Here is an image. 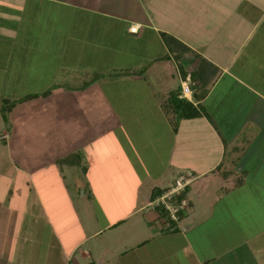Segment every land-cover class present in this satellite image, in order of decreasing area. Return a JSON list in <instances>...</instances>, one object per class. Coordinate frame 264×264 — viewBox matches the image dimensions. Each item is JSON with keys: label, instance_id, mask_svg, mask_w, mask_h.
<instances>
[{"label": "rangeland", "instance_id": "374dc122", "mask_svg": "<svg viewBox=\"0 0 264 264\" xmlns=\"http://www.w3.org/2000/svg\"><path fill=\"white\" fill-rule=\"evenodd\" d=\"M8 1L0 0L5 5L0 9L9 13V18L1 17L12 19L5 27L15 30L10 38L7 37L10 32H4L0 25V232L11 233L16 223V230L30 234L28 242L34 248L44 231L50 230L48 224L45 229L44 215L51 216L55 229L70 231L72 235H76L74 227L79 222V234L83 232L87 237L93 233L96 219L103 225L112 216L126 212L131 205L135 209L150 195L153 185V175L144 176L146 168L149 169L150 162L146 157L152 153L148 145L152 137L156 146L159 141V146L163 145L164 135L170 144L172 141L171 160L175 167H170L166 178L175 177L178 170L191 172L196 169L194 171L198 173L202 164L209 167L217 160L214 157V137L206 127L197 126V130L191 132L188 123L180 121L176 132L172 127H164L155 100L143 94L153 92L154 98L160 102L170 86L180 80L173 62L168 63L166 72L174 76H168L165 72L167 62L152 59L164 53L159 34L151 28L152 22L145 20L146 26L133 33L128 30L129 21L124 16L133 15L143 21L142 10L148 8L153 15L159 3L164 10L177 13L174 1L169 5L166 0H26L17 11L6 6L10 3ZM212 1V15L205 17L204 14L199 18L201 22L196 21L197 30H189L184 24L178 26L182 31L184 29L185 35L191 36L194 44L204 40L219 44L238 39L223 17L217 16L219 2L227 1L235 10L234 1ZM254 2L264 13V0ZM183 7H186L184 3ZM100 11L112 15L106 16ZM190 11L196 16V7ZM231 16L234 15L229 13L230 19ZM167 18L168 21L172 19L171 16ZM260 25L261 31L257 30L252 39L261 32L264 35V16ZM132 71L137 76H147L148 80L142 83L130 79L127 76ZM45 91L49 93L45 97L19 101L26 94ZM5 98L9 100L7 103L3 102ZM115 100L123 111L115 107ZM124 110L130 114L126 116ZM172 136L175 138L171 139ZM258 149L257 146L249 149V155L253 157V150ZM73 151L81 153L79 166L59 168L54 162L56 158ZM240 161L247 167L253 158ZM258 161L264 163V158ZM174 169L178 170L175 172ZM258 171L257 174H248L249 189L245 184L237 187H231L229 182L221 184L218 175L216 178L213 174L200 176L192 184L188 197L196 207L203 209L209 203L202 201L205 198L220 197L213 203L210 214H205L207 217L200 223L195 222L194 231L190 229L191 233L200 234L203 243H211L207 246V249L211 247V253L222 247L228 230L235 232V229L244 227L245 231H240L239 236L234 234L233 239L239 243L247 240L248 245L252 241V235H244L256 228V222L252 223L254 218L261 221L264 216L260 205L264 197H258L264 189L263 164ZM209 175L212 179L208 178ZM200 181H207L209 190L200 189L197 194L195 186L200 185ZM25 186L28 192L23 193L28 196L22 199V207L16 203L12 205L13 195L9 190L15 194L16 188ZM238 194L257 203L245 208V212L239 210L235 206V202L241 200ZM115 200L121 203L120 206H112ZM230 208L240 218L229 219ZM148 210L132 214L124 225L112 231L106 229L102 234L83 241L80 249H89L93 254L88 261L100 264L99 252L106 250L105 258H101L102 264H147L148 261L157 262L159 258L168 260V254L175 258L180 250L175 252L167 247L158 255L154 253V246H158L162 239L157 233L152 234L154 238L148 243L150 247L136 248L141 241L140 235L145 234L142 230L148 231L147 217L143 215ZM187 211L191 214L190 206ZM20 214L23 219L19 218ZM23 236L17 239L19 244L24 242ZM2 240L0 234L1 244ZM19 249L23 250V247L17 246L16 258L20 260L28 256V252L25 255ZM230 249H236V246ZM248 249L246 246L244 250ZM126 250L128 252L123 253ZM55 252L52 264H66L64 254ZM34 253L30 252L32 256ZM235 257L227 254L222 264L234 263ZM183 259L184 264L194 262L192 258ZM19 260L8 263L6 251H0V264H18ZM242 263L264 264V256L253 258L250 251H245ZM70 264L88 263L80 260L76 252Z\"/></svg>", "mask_w": 264, "mask_h": 264}, {"label": "crops", "instance_id": "0c3cea01", "mask_svg": "<svg viewBox=\"0 0 264 264\" xmlns=\"http://www.w3.org/2000/svg\"><path fill=\"white\" fill-rule=\"evenodd\" d=\"M25 1L26 0H10L8 1L10 3L6 6H10V9L17 11L19 6L21 8L24 5ZM173 1L176 3L175 7L178 9L176 11L177 13L167 9L164 10L162 6L159 7V5H161L159 3L157 5V11L154 9L155 12L153 15H151L148 8H144L142 10V14L145 16L142 17L141 20L145 21L149 19L152 22L151 28L156 30L159 34L158 38L164 45V53L152 58L153 61H166L167 67L166 70L164 69L165 72L168 71V63L173 62L176 66L180 82L176 85L174 84L173 86H170L171 88L165 92L166 94L160 102L154 98L155 95L153 92L151 94H143L145 97L151 96L152 101L155 100V105L161 113V119L164 121V124H162L164 127H166V125L170 128L172 127L173 131L176 132L178 122L180 121V123H188L191 128V132L197 130V126L206 127V131L212 133V137H214V147L216 151V155L214 157H216L215 159L217 160L213 164L209 165V167H205V165L202 164L200 167L202 169L197 171L198 173L194 171L196 170L194 168V170H191V172L194 175L197 174L198 177L189 183L188 192L191 189L192 184L197 182L200 176L208 174H213L216 178L219 177V182L221 184H227L229 182L231 187H237L245 184L249 189L250 186L247 184L250 182L246 181L248 178L247 176H249L248 174H257L260 172L258 171L260 166L262 164L264 165L263 162L258 161L264 158V150L262 151L264 148V121L262 120L264 118V35L261 32L256 38L252 39V36L257 32V30L261 31L260 29L262 26L260 23L262 22L264 13L259 11L257 3L254 2V0H233V6L237 7L235 10L228 6L227 1L221 3L219 2L217 7L219 8L217 16L223 17L222 19H224L227 25L230 26L232 30L231 33L235 32V37L238 39L228 42L224 41L219 44L215 42L212 43V41L208 43L204 40L202 42L199 41L200 43L198 42L194 44L190 39L191 36L185 35L183 32L184 29L182 31V29L178 26L184 24L189 27V30H197L196 28L198 24L196 21L201 22L199 18L204 17V14L205 17L211 16L214 9V3L212 0H166L165 3L171 5ZM183 3L186 7H183ZM4 6L5 5L0 3V7ZM195 7L197 12L196 16H193L192 11L190 10H194ZM91 9H93L92 11L95 10V8H89V10ZM160 12L164 14V16H160ZM97 13H99L98 10ZM100 13L106 16L112 15L105 11H100ZM229 13L234 15L233 18L231 16L232 19H230ZM1 16L7 17L9 16V13L4 9H0V25L2 26L0 27L4 30V32H10L7 37L13 38L12 34L15 30L13 31L9 25V28L5 27L6 24H9V20L12 19H7L9 17L5 19ZM167 16H171L172 19L168 21ZM162 17L165 18L164 21H162ZM124 18L129 21L128 30L130 32H132L130 30V27L132 26L136 27V30L133 31V33H138L143 26H146V21L144 23L143 21L134 18L133 15H127L124 16ZM11 32L13 33L11 34ZM160 32L170 34L176 38V40L181 42L182 45L176 44V48L180 49L182 52L179 59H176L175 57L177 52L169 51L160 35ZM184 46L188 47V49H184ZM194 71H197L196 80H193L190 77V73ZM166 74L168 76H174L173 73L166 72ZM128 75L130 76L127 77L136 81L141 80V82H146L148 80L147 76H137V74H134L133 71ZM184 81L187 82L189 86V92L186 95L181 94L182 82ZM145 90L148 91L147 88ZM97 91H100V88ZM200 91H204L203 95H199ZM171 92L177 93L178 98H185L188 102H190L198 114L195 117L179 119L177 123H175L174 115L172 113H167L162 106L164 100ZM114 104L118 111L119 109L120 111L122 110L120 103L118 104L117 100H115ZM124 111L126 116L130 114V112L127 113V110ZM197 119L198 121L196 123ZM164 138L162 146H159L160 141L156 146L155 138H149L151 141L148 142V145L150 146L152 153L150 157H146L148 163L150 162V164L149 169L146 168L147 171H144V176L153 175V185L151 190L153 188L163 189L170 187L176 177L166 178V174H168L170 167L173 168L175 166L172 164L171 160V153L173 151L172 141L170 144L165 135ZM173 138L175 137L172 136L171 139ZM256 146L260 150H253L252 157L249 155L248 150L251 148L255 149ZM159 150L161 151L159 152ZM74 152L81 155L78 151L69 152L56 158L54 162L58 164L59 168H63L64 166H79L81 161H79V164H61L58 162L60 158ZM247 158H253V161L249 162L250 164L248 163L246 167L243 166L245 163H242L240 160ZM223 163H225V165H222ZM177 170H175V172ZM180 172L181 171L178 170L176 173L178 174ZM242 175L244 176L242 177ZM165 178L167 180H165ZM202 178L204 177H201V179ZM208 178L212 179V176L209 175ZM199 184L200 185L195 186L197 194H200L201 190H209L207 189V181H200ZM226 187L229 186L227 185ZM212 188L217 191L215 187ZM11 190H9V192L10 195H13L12 205L16 203V205L21 208L24 203L22 199L26 196L23 192L26 191L27 193L28 188L26 186L22 189L16 188L15 192H17L18 195H16L17 193H12ZM188 192L186 196L187 202H189L191 214H189L188 211L186 212L183 219L178 223L179 229H176L175 231H165L167 224L164 223L163 219L158 218V214L155 210L151 209L149 195L146 199L142 200L140 205L135 207V209H132L134 205H131L126 212H122L120 215L117 214L116 216H112L106 224L102 225L99 219H96V223H94V231L87 237L83 236V232L79 234V230L81 229L79 222H77L74 227L76 235H72L70 231L68 232L67 230L61 231L60 229H55L51 216L44 215V217H46V220H44L45 229L48 224L50 230L48 231V229H46L44 234L39 238L40 240L35 243V247L32 248L33 246H31L30 242H28L30 234L25 231L19 232L16 230L17 226L15 223V225L12 226L13 230L11 233H7L6 230L0 232L1 237L4 239L2 240V244L0 243V251H6V261L8 263H12L14 260H19V258H16L17 246L19 245L23 247V250L19 249L20 253L26 255L28 252V256L21 258L18 261V264H52L56 257L55 251H58L60 254H64L66 264H70L76 252L80 260H86L87 263H89L88 260L92 258L93 254L89 249H80L83 241H86L90 236H93L94 238L102 234V232L106 229L112 231L117 227L122 226L132 216V214L149 208L148 212H144L143 214L147 217V224H149V227L147 225L148 231L142 230L145 234L142 233V235H140L141 241L136 245V248L143 249L144 246L150 247L148 243L150 242V239L154 238L152 237V234L157 233L162 239L158 246H154L157 248H154V253L156 255H158V252L164 251L167 247L171 248V250H175V252L180 251L178 255L174 254L175 258H171L168 254V260H165V258H159V261H148L147 264H184L186 261H184L185 259L183 258L193 259L194 262H187V264H222V259L224 260L227 254H229V256H237L233 258L234 263L231 264H244L242 263V260L245 257V251H250L253 258L257 257V259H261L264 256V216L261 221H256L254 218L252 223L256 222V228L254 227V230L247 231L244 235L245 237L247 235H252V241L249 245L247 244V240H242L239 243L233 239L234 234L239 236V234H241L240 231H245L244 227H239L235 229V232L233 229L228 230L224 243H221L222 247H219L216 253H211V247L207 249V246L211 245V243H203L200 234L198 232V235L195 233L193 234L190 232V229L194 231L193 229L196 228V226L194 227L195 222L203 221L207 217L205 214L208 212L210 214V211L213 208V203L217 202V199L220 197H215L214 195L210 198H205L202 201L205 203V200H207L209 203L201 209L200 206L196 207L193 204L188 197ZM261 193L262 194L259 195L257 194L258 197L260 195L261 197H264V189L261 190ZM238 195L241 200L238 201L236 199L237 201L235 202V206H237L239 210L244 209L245 212V208H250V206H254L257 203L256 200H254L253 203L252 198L250 200L243 198L246 195ZM120 204L121 203L118 200L116 202H112V206H120ZM260 205L264 209V200L263 203H260ZM25 207H27V205ZM229 210H231L229 211L231 213L229 219L239 217L236 212H234L235 210L233 208H230ZM232 213L235 214L232 215ZM261 214L264 215V210ZM185 216H188L190 220L186 219ZM19 218L23 219L24 217L20 214ZM31 221L33 222V218ZM157 224L159 225L158 227L156 226ZM2 233H4L3 236ZM228 233H230V236ZM22 236L24 237L22 238L24 242L19 244L17 239ZM25 236H27L28 239ZM235 241L236 243H234ZM244 241L246 242L245 245L241 246L240 244ZM235 246L236 249H230ZM246 246L249 248L248 250H244ZM30 252L35 253L32 256ZM106 252H99L98 260L100 264H102L101 258H105L104 256ZM126 252H128V250L123 253ZM151 253H153V251ZM147 256L148 254H146V257Z\"/></svg>", "mask_w": 264, "mask_h": 264}, {"label": "trees", "instance_id": "16d2710c", "mask_svg": "<svg viewBox=\"0 0 264 264\" xmlns=\"http://www.w3.org/2000/svg\"><path fill=\"white\" fill-rule=\"evenodd\" d=\"M161 37L163 38V41L165 43V45L167 46V48L169 49L170 52H177L175 54L176 59H179L180 55H181V50L177 49L176 44L180 45L181 42H179L178 40H176V38H174L172 35L167 34L165 32H160ZM182 45V44H181ZM184 49H188V47L184 46ZM197 71L191 72L190 73V77L193 80L197 79ZM204 91H200L199 95H203ZM49 93L48 91L42 92V94H36V93H29L26 94V96H24V98L20 99L19 101H28V100H32L34 98H37L39 96H47ZM177 93H173L171 92L169 94V96L164 100L163 102V108L165 109V111L167 113H172L175 117L174 122L177 123V121L179 119L182 118H191V117H195L198 112L195 110V108L192 106V104L190 102H188L185 98H178L177 97ZM4 103H7L9 100H7L6 98L3 99ZM18 101V100H17ZM10 106L12 107V105L10 104ZM2 109H4V105H2ZM175 127V126H174ZM77 157V159H76ZM74 158V159H73ZM81 159V155L79 153H71L63 158H60L58 160L59 163L63 164H79V161ZM185 171H181L180 173H178L175 177V179L180 175L183 174ZM175 179L173 180V184L175 182ZM172 184V185H173ZM171 185V186H172ZM188 185H185L178 194H175L172 198V202L175 205H180L182 200H187V192H188ZM170 186V187H171ZM170 187L167 188H163V189H158V188H153L151 190L150 193V201H153L154 199H156L157 197L161 196L166 190H168ZM189 208V202H187L186 207L178 209L176 211V216L177 219H173L171 218V216L169 215L168 210L165 209L164 205L160 204V205H155V206H151V209L155 210L156 213L158 214V218L159 219H163L164 223L167 224V226L165 227V231H175L176 229H179L178 227V223L183 219L184 215L187 212V209ZM88 264H94L93 262H89Z\"/></svg>", "mask_w": 264, "mask_h": 264}, {"label": "built area", "instance_id": "2783aa9c", "mask_svg": "<svg viewBox=\"0 0 264 264\" xmlns=\"http://www.w3.org/2000/svg\"><path fill=\"white\" fill-rule=\"evenodd\" d=\"M130 30L133 32L136 30V27L132 26L130 27ZM189 92V86L187 82H182V95H186ZM196 176L190 172L185 171L183 174H180L176 179L174 184L166 190L161 196L157 197L153 201L150 202V206L155 205H164L165 209L168 210L169 215L173 219H177L176 211L178 209L184 208L187 205V200H182L180 205H175L171 200L175 194H178L180 190L189 182L193 181ZM181 186V187H180Z\"/></svg>", "mask_w": 264, "mask_h": 264}]
</instances>
